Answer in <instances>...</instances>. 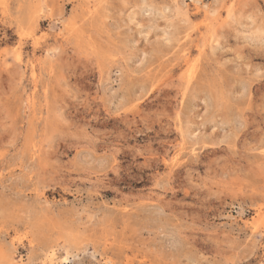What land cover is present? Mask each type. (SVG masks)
I'll return each mask as SVG.
<instances>
[{
    "label": "rangeland",
    "instance_id": "374dc122",
    "mask_svg": "<svg viewBox=\"0 0 264 264\" xmlns=\"http://www.w3.org/2000/svg\"><path fill=\"white\" fill-rule=\"evenodd\" d=\"M0 264H264V0H0Z\"/></svg>",
    "mask_w": 264,
    "mask_h": 264
},
{
    "label": "bare ground",
    "instance_id": "6f19581e",
    "mask_svg": "<svg viewBox=\"0 0 264 264\" xmlns=\"http://www.w3.org/2000/svg\"><path fill=\"white\" fill-rule=\"evenodd\" d=\"M183 14V13H182ZM50 251V254L48 255L50 258H54V256H56V249L54 248V249H51V250H49ZM69 252L67 251V254H68ZM67 256V255H66ZM69 257V256H68ZM68 257H66V259L68 258ZM49 261V260H48Z\"/></svg>",
    "mask_w": 264,
    "mask_h": 264
}]
</instances>
